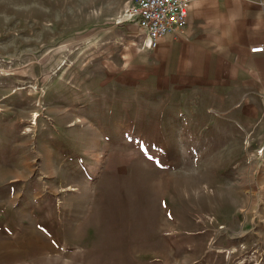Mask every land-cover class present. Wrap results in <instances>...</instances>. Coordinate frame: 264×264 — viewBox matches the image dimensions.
Here are the masks:
<instances>
[{"label": "rangeland", "instance_id": "obj_1", "mask_svg": "<svg viewBox=\"0 0 264 264\" xmlns=\"http://www.w3.org/2000/svg\"><path fill=\"white\" fill-rule=\"evenodd\" d=\"M130 6L0 0V264H264V85Z\"/></svg>", "mask_w": 264, "mask_h": 264}, {"label": "crops", "instance_id": "obj_2", "mask_svg": "<svg viewBox=\"0 0 264 264\" xmlns=\"http://www.w3.org/2000/svg\"><path fill=\"white\" fill-rule=\"evenodd\" d=\"M187 11L186 24L163 36L156 48L169 38L171 48L184 40V46L194 45L186 50L192 51L186 59L193 64L207 61L209 66L215 54L217 67L231 77L228 82L235 83L233 77L254 69L252 83L264 85V51L250 50L264 43V0H192Z\"/></svg>", "mask_w": 264, "mask_h": 264}, {"label": "built area", "instance_id": "obj_3", "mask_svg": "<svg viewBox=\"0 0 264 264\" xmlns=\"http://www.w3.org/2000/svg\"><path fill=\"white\" fill-rule=\"evenodd\" d=\"M192 0H131V6L119 21L136 23L145 32V43L156 48L167 33L187 22V5ZM251 51H264V44L251 47Z\"/></svg>", "mask_w": 264, "mask_h": 264}, {"label": "bare ground", "instance_id": "obj_4", "mask_svg": "<svg viewBox=\"0 0 264 264\" xmlns=\"http://www.w3.org/2000/svg\"><path fill=\"white\" fill-rule=\"evenodd\" d=\"M142 178H143V177H142ZM140 180H141V179H140ZM141 187H142V185H141ZM144 188H145V187H144ZM142 189H143V188H142ZM142 189H141V190H142ZM145 189H146V188H145ZM145 189H144V190H145ZM147 190H148V189H146V191H147ZM151 192H152V191H151ZM150 194H152V193H150ZM150 194H149V195H150ZM147 198H148V197H147ZM151 198H152V197H151ZM151 198H150V199H151ZM222 198H224V197H222ZM151 204H152V203H151ZM151 204H149V205H151ZM142 205H144L143 202H142ZM149 205H148V206H149ZM145 206H147V204H146ZM149 209H150V208H149ZM11 241H12V240H11ZM5 242H7V241H4V243H5ZM9 244H10V243H9ZM15 245H16V244H15ZM6 249H7V248H6Z\"/></svg>", "mask_w": 264, "mask_h": 264}]
</instances>
